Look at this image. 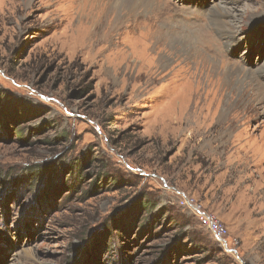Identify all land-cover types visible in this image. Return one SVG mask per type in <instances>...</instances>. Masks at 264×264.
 <instances>
[{
    "label": "rangeland",
    "instance_id": "obj_1",
    "mask_svg": "<svg viewBox=\"0 0 264 264\" xmlns=\"http://www.w3.org/2000/svg\"><path fill=\"white\" fill-rule=\"evenodd\" d=\"M154 1L0 0V264H264V0Z\"/></svg>",
    "mask_w": 264,
    "mask_h": 264
},
{
    "label": "bare ground",
    "instance_id": "obj_2",
    "mask_svg": "<svg viewBox=\"0 0 264 264\" xmlns=\"http://www.w3.org/2000/svg\"><path fill=\"white\" fill-rule=\"evenodd\" d=\"M10 1V0H9ZM14 1V0H13ZM91 2H93V3H97V4H101V6H103V4L105 3V2H107V3H112L113 4V10H114V12L116 13V17H115V19L113 20V23H112V28H111V30L113 29V30H115V31H117L118 29H120L123 25H124V23H125V21H126V16L125 15H123L122 14V11L125 9L129 14H138L141 10H143V9H147L149 6H151V4L153 3V2H155L154 0H90V3ZM17 3V2H16ZM158 3V2H157ZM92 4V3H91ZM18 6H19V4H18ZM218 6V5H217ZM215 7V6H214ZM216 10V9H215ZM155 11H156V5L155 6H153V8H152V11H151V14L152 13H155ZM216 13L219 15L218 16V18H219V20L221 21V23L222 24H224V25H226L227 26V30H230V28L228 27V23L226 22V23H224L223 22V20H222V18H223V16H225L226 15V13H224V12H221V11H215V15L214 16H216ZM150 14V15H151ZM166 14V13H165ZM132 15V16H133ZM228 15V14H227ZM206 17H205V19L203 18V21H204V24L209 28V26H210V24H209V18H208V16L210 17V19L212 18V20L216 23V20H215V18H213L212 17V14H208V15H205ZM149 17V16H148ZM171 19V17H168L167 19H166V22L164 21V19L162 20V21H160V23H159V29H160V31H158L157 30V32H155V35L153 36V39L152 40H157V42L160 40V39H163L164 41H166L167 43H169L171 46H174V45H180L181 46V48L185 51V52H187V53H192L193 51H196L197 50V48L196 47H194L190 42H187L186 41V37L185 36H183L182 34H179L178 32H175L174 30H173V26H174V24H172L171 25V23L169 24V23H167L169 20ZM216 19H217V16H216ZM93 20L94 21H89L88 23L90 24L89 26H85V29H84V32L81 34V42H82V46L84 47V49H86L87 47H91V46H93V39H95V38H97V37H95L94 35L95 34H97L98 33V29H95V34L93 35V33H91V35L89 36L88 35V33L93 29V28H96V27H99V20L98 19H96L95 20V18L93 17ZM198 20H200V17H199V19ZM218 20V19H217ZM218 20V21H219ZM175 22V21H174ZM212 22V21H211ZM173 23V22H172ZM180 23V22H179ZM220 23V22H219ZM177 24H178V21H177ZM156 25V24H155ZM174 27H176V29H181V26H174ZM150 30H152V29H154V27H152L151 25L148 27ZM183 28V27H182ZM147 29V28H146ZM175 29V28H174ZM213 29V28H212ZM112 30V31H113ZM88 31V32H87ZM213 31V30H212ZM223 31V30H222ZM109 32V31H108ZM152 32V31H151ZM229 33H231V31H228ZM172 33H173V35H172ZM80 34V33H79ZM109 34H110V32H109ZM109 34H105L104 36H103V40H108V37H109ZM231 35H233V37H234V39H235V32L233 31L232 33H231ZM72 38L73 39H78L77 37H75V36H72ZM188 38V37H187ZM234 39H233V41H234ZM116 40H118V41H120L121 40V38H120V36H119V34H118V36H117V38H116ZM122 41H124V40H122ZM193 41V40H192ZM197 41V40H196ZM157 42H155V43H157ZM236 44H238L239 43V41L238 40H236V41H234ZM122 43V42H121ZM148 43H149V41H148ZM165 43V42H164ZM193 43V42H192ZM233 43V42H232ZM120 44V43H119ZM150 44V43H149ZM166 47V46H165ZM188 47H190L191 48V50H188ZM201 48V47H200ZM87 50H90V48H88ZM90 52H92V51H90ZM199 53V52H198ZM198 53H196V55H197V58L199 59V58H202L200 55L201 54H199L198 55ZM117 54V53H116ZM142 54V53H141ZM144 55H146L145 53H143ZM119 57V56H118ZM170 58H167V57H165V59H164V64H166L167 63V61L169 60ZM144 65H145V61H144ZM152 67V66H151ZM148 69H150L149 67H148ZM156 68L154 67V68H151L148 72H149V74L151 75V73L155 70ZM237 69V68H236ZM228 71V70H227ZM238 71H240V70H238ZM156 73V72H155ZM155 73H153V74H155ZM158 73V72H157ZM222 73V72H221ZM249 73V72H248ZM223 74V73H222ZM228 74V73H227ZM230 75H232V73H231V70H229V76ZM244 75H246V74H244ZM149 77V76H148ZM190 77V76H189ZM188 77V78H189ZM249 77V76H248ZM254 79H256L255 78V76H252ZM251 77V78H252ZM227 78V77H226ZM225 78V79H226ZM228 79V78H227ZM250 79V78H249ZM228 84V83H227ZM261 90V89H260ZM260 93H261V91H259ZM225 114H226V112L223 110V113H222V115H220L221 116V118H223L224 116H225ZM181 134H183V133H181ZM184 135V134H183ZM181 136V135H180ZM184 138H186V137H184ZM184 138H183V140H184ZM182 140V141H183Z\"/></svg>",
    "mask_w": 264,
    "mask_h": 264
},
{
    "label": "built area",
    "instance_id": "obj_3",
    "mask_svg": "<svg viewBox=\"0 0 264 264\" xmlns=\"http://www.w3.org/2000/svg\"><path fill=\"white\" fill-rule=\"evenodd\" d=\"M183 205L192 209L201 225L206 228L216 240L222 241L228 235L227 225L224 224L217 215L205 211L203 205L196 202L195 199L185 198Z\"/></svg>",
    "mask_w": 264,
    "mask_h": 264
},
{
    "label": "trees",
    "instance_id": "obj_4",
    "mask_svg": "<svg viewBox=\"0 0 264 264\" xmlns=\"http://www.w3.org/2000/svg\"><path fill=\"white\" fill-rule=\"evenodd\" d=\"M140 206H141V208L143 207V209L145 210V211H149V210H151V201L150 200H142L141 202H140Z\"/></svg>",
    "mask_w": 264,
    "mask_h": 264
}]
</instances>
